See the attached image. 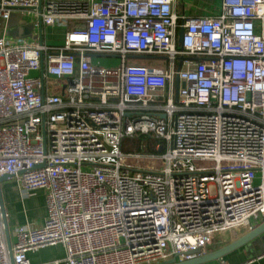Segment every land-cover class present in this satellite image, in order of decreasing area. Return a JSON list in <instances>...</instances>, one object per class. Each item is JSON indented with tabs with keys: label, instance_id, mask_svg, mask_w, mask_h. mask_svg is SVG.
I'll return each instance as SVG.
<instances>
[{
	"label": "built area",
	"instance_id": "1",
	"mask_svg": "<svg viewBox=\"0 0 264 264\" xmlns=\"http://www.w3.org/2000/svg\"><path fill=\"white\" fill-rule=\"evenodd\" d=\"M177 1L0 0L3 21L64 30L59 45L0 37V177L46 210L9 248L0 215V264L53 246L63 257L40 264L184 261L264 220V0L196 18ZM137 137L155 152H121Z\"/></svg>",
	"mask_w": 264,
	"mask_h": 264
},
{
	"label": "crops",
	"instance_id": "2",
	"mask_svg": "<svg viewBox=\"0 0 264 264\" xmlns=\"http://www.w3.org/2000/svg\"><path fill=\"white\" fill-rule=\"evenodd\" d=\"M220 5V0H188L187 2L178 0L175 10L179 15L196 18L217 15L220 11ZM45 29L44 27L41 29V40L43 43H45ZM0 37H4L9 43L38 44L40 38L38 19L35 20L20 11H13L8 20L3 21L0 19ZM53 91L56 92V89ZM0 187L11 243L13 242V230L15 227L23 225L39 227L43 224L46 216L44 196L42 192H37L33 196L21 200L17 186L12 180L2 182ZM263 222L264 220L259 218H252L250 220V228L225 232L212 240L205 254L226 246ZM63 255V250L59 246H53L37 252H30L27 257L32 264H40L60 259ZM203 264H264V232L254 239L253 244L242 246L217 261Z\"/></svg>",
	"mask_w": 264,
	"mask_h": 264
},
{
	"label": "rangeland",
	"instance_id": "3",
	"mask_svg": "<svg viewBox=\"0 0 264 264\" xmlns=\"http://www.w3.org/2000/svg\"><path fill=\"white\" fill-rule=\"evenodd\" d=\"M186 2L188 0H185ZM64 38V30L60 28L59 26L55 27H47L44 30V41L46 45H59L62 43V40ZM94 64L96 63V66L98 67H115L118 66L120 63L119 58L117 57H109V56H97L92 58ZM147 60L142 58H128L126 60L127 65H146ZM145 137H142L144 139ZM142 140H138L137 143L134 144V142L131 141H124V147L122 150L126 151L127 153H139L141 151L145 152L147 151V148H150L153 150L155 141L151 140L152 144L149 142H140ZM141 146H143V150H141ZM122 164H128L130 168L135 169L139 168L141 170L144 169H152L156 166L152 164L151 162L147 160H142L138 162H126L124 159H121L120 161ZM210 193L213 194L214 190L211 187Z\"/></svg>",
	"mask_w": 264,
	"mask_h": 264
},
{
	"label": "water",
	"instance_id": "4",
	"mask_svg": "<svg viewBox=\"0 0 264 264\" xmlns=\"http://www.w3.org/2000/svg\"><path fill=\"white\" fill-rule=\"evenodd\" d=\"M38 27H39V32H40V38H39V43H42L41 40V32H42V27H41V21L38 19ZM179 37L182 35V30H179L178 32ZM41 74L43 72L41 71ZM9 179V176H1L0 177V185L2 182H5ZM0 215H1V222L2 226L4 229V234H5V239L7 243V247H10V236H9V230H8V225H7V220H6V214H5V208H4V203H3V198H2V192H1V187H0ZM264 232V222L260 224L258 227L255 229L249 231L247 234L244 236H240L237 239L233 240L226 246L215 250L213 252L203 254L201 256L192 258L190 260H184V261H175V259L160 263V264H203V263H208L211 261H217L227 254H229L232 251H235L238 248H241L242 246H245L247 244H253L254 239L260 235L261 233Z\"/></svg>",
	"mask_w": 264,
	"mask_h": 264
},
{
	"label": "trees",
	"instance_id": "5",
	"mask_svg": "<svg viewBox=\"0 0 264 264\" xmlns=\"http://www.w3.org/2000/svg\"><path fill=\"white\" fill-rule=\"evenodd\" d=\"M74 27H75V25H73L72 23H68V25H67V29H69V30H71ZM139 139L142 140L140 142H149L150 144H152V142H151L152 139L149 138V137H145L144 139H142V137H137V138H133V139H126V140H123L122 143H121V152L127 153L126 151L122 150L123 147H124V141H131V142H134V144H135V143L138 142ZM150 152H155V150L147 148L146 153H150Z\"/></svg>",
	"mask_w": 264,
	"mask_h": 264
}]
</instances>
